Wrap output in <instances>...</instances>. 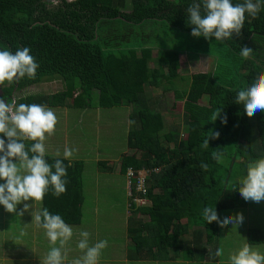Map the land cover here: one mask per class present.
I'll list each match as a JSON object with an SVG mask.
<instances>
[{"label": "trees", "instance_id": "trees-1", "mask_svg": "<svg viewBox=\"0 0 264 264\" xmlns=\"http://www.w3.org/2000/svg\"><path fill=\"white\" fill-rule=\"evenodd\" d=\"M130 2L132 10L125 13L122 10L127 0H62L52 8L44 0H0V50L15 53L27 47L39 65L35 78H17L1 85L0 98H6V103L15 99L18 104L50 108H66L71 101L70 108L83 109L91 108L93 96L97 95L96 105L102 109L133 106L127 141L133 153L122 155L120 174L126 176L131 168L158 172L148 180L150 206L138 208L129 198L127 234L133 250L127 258L130 262L180 259L202 264L210 252L217 250L211 246L221 232L218 224H208L203 219V209L215 208L222 219L224 212L240 208L239 186L232 187L247 175L249 163L264 158V112L256 113L259 141H255L250 117L242 104L234 102L238 91L264 73V0H253L260 6L257 18L246 13L240 35L234 33L223 44L214 37L207 40L191 35L186 9L193 0ZM150 22L165 24L162 29L168 40H174L175 32L189 35L197 45L193 53L213 61L211 71L191 75L187 89L175 93V102L183 103L184 135L180 130L165 132L164 115L153 110L147 92L148 88L159 89L179 79L184 52L156 41H147V46L142 47L132 44L125 52L109 51L99 39L103 23L138 26L142 30ZM242 47L252 49L250 58L240 55ZM52 78L64 82L62 91L25 96L28 88ZM18 93L22 96L18 97ZM216 132L219 139L210 138ZM205 139H209L206 149L201 147ZM22 142L26 150L34 143ZM213 152L222 154L219 163L213 159ZM45 159L49 164L57 159L63 161L68 183L66 192L59 197L49 189L41 211L47 208L68 225H80L84 162L46 154ZM202 162L208 165L207 170L201 167ZM99 166L109 168L106 162H99ZM260 232L250 229L248 242L262 244ZM218 259L211 256L213 263Z\"/></svg>", "mask_w": 264, "mask_h": 264}, {"label": "rangeland", "instance_id": "rangeland-1", "mask_svg": "<svg viewBox=\"0 0 264 264\" xmlns=\"http://www.w3.org/2000/svg\"><path fill=\"white\" fill-rule=\"evenodd\" d=\"M171 1L176 2L177 0ZM131 7L130 0H127L123 11H131ZM164 26L165 24L150 22L147 27L139 30L138 26L114 24L111 29L106 28L104 32L115 39L116 43L120 42L122 38L126 41L122 43L123 45H113L107 50H123L126 49V45L132 44H139L142 47V45L147 46V41H156L167 46H176L184 52L185 55L181 60V79L174 81L173 86L165 84L159 89H147L153 110L164 115L165 132L180 130L184 135L183 103L175 102V90L187 89L191 75L211 71L213 61L208 56L194 54L197 45L192 43L193 40L187 34L175 32L174 40H168L165 30L162 29ZM132 30L134 32H128ZM191 53L193 54L191 55ZM154 55L156 56V52ZM64 87L65 84L62 80L56 79L51 83L43 81L28 88L25 96L52 94L62 91ZM19 93L17 96L21 97L22 93ZM97 99L98 96L94 95V104L91 108H69L71 101L67 102L69 105L66 108H49L55 113L57 124L53 134H46L45 154L64 158L63 152L67 146L76 149L68 160H79L85 164L83 220L80 225L71 226L73 237L62 249V252L66 253L63 264H71L79 251L77 241L79 240L78 233L81 230L91 233L90 243L99 240L108 241V246L102 250L98 264H170L126 260L129 251L133 250L127 234L131 210L127 180L119 172L122 155L133 153L127 146L128 133L132 129L130 115L133 107L123 105L112 109H102L96 105ZM250 119L254 126L256 141L258 140L256 114ZM254 145L257 146L255 143ZM99 162L108 163L109 168L99 166ZM241 202L240 208L224 212L223 217L242 213L243 223L236 226L229 224L225 228H221L219 236L211 246L223 250V255L219 257L220 262H211V254V256H206V260L202 264H230V256L237 253L244 245L245 233L248 228H259L264 233V201L259 203L245 201L241 196ZM24 203L33 205V208L21 216L19 213L23 210ZM42 203L43 201L22 202L17 205L15 213L7 212L0 205V264H42L41 258L44 257L42 254L46 256L51 247H59V242L52 245L45 230L33 221L31 212L41 211ZM143 219L147 220V218ZM251 247L264 254V245H251ZM178 262L174 261L171 264H194L180 261V259Z\"/></svg>", "mask_w": 264, "mask_h": 264}, {"label": "clouds", "instance_id": "clouds-1", "mask_svg": "<svg viewBox=\"0 0 264 264\" xmlns=\"http://www.w3.org/2000/svg\"><path fill=\"white\" fill-rule=\"evenodd\" d=\"M260 10L258 3L244 0V3L233 4L232 0H193L187 7V23L191 26V35L203 37L223 44L231 39L233 34L240 35L244 26L246 13L252 19L257 18ZM252 49L242 47L240 55L244 59L251 57ZM39 65L30 54V49L24 47L15 53L0 50V85L6 81L12 82L17 78L36 76ZM6 98H0V205L7 212L15 213L17 205L22 202L43 201L45 194L51 189L52 194L59 197L67 188V166L62 160L49 164L45 159L46 134L55 131L57 117L55 113L40 104L17 103L15 99L6 103ZM235 103L244 106L246 115L253 117L258 111L264 112V73L247 88L237 92ZM216 120V116L213 117ZM225 124L227 120L223 121ZM219 132L210 138L219 139ZM6 138V139H5ZM31 140L34 143L26 150L22 141ZM202 148L209 147V139H205ZM29 151L33 154L29 156ZM76 151L74 148H64V158L70 159ZM59 154V153H58ZM213 159L218 163L222 159L220 152H213ZM207 170L208 165L201 163ZM54 169V170H53ZM238 190L245 201H264V158L253 161L247 166V175L232 189ZM33 205L24 203L19 215L28 212ZM36 225L45 230L52 245L59 242V247L53 246L48 251L42 264H63L66 253L62 249L73 237V228L59 214H52L47 208L39 212H31ZM208 223H216L220 228L229 224L236 226L244 221L242 213L235 216L219 217L215 208L205 207L201 213ZM77 248L82 255L74 258L71 264H98L99 258L108 246L107 240L90 243L91 233L81 230L78 233ZM210 254L220 257L223 250L218 248ZM230 264H264V254L245 243L237 253L230 256Z\"/></svg>", "mask_w": 264, "mask_h": 264}, {"label": "built area", "instance_id": "built-area-1", "mask_svg": "<svg viewBox=\"0 0 264 264\" xmlns=\"http://www.w3.org/2000/svg\"><path fill=\"white\" fill-rule=\"evenodd\" d=\"M158 172V169H141L136 171L131 168L126 173L129 198L138 208L148 207L151 205V199L148 197V180L152 173Z\"/></svg>", "mask_w": 264, "mask_h": 264}, {"label": "crops", "instance_id": "crops-1", "mask_svg": "<svg viewBox=\"0 0 264 264\" xmlns=\"http://www.w3.org/2000/svg\"><path fill=\"white\" fill-rule=\"evenodd\" d=\"M44 2L48 5V7L49 8H52V7H56L57 5H59V3L61 2V0H51V1H47V0H44ZM126 6L124 5V7H123V9L125 8ZM123 11V10H122ZM130 11H125V13H129ZM111 24V25H110ZM117 25L118 23H103V24H101V26H100V28L102 29L101 30V33L99 34V39H101V44L106 48V49H110L111 47H113V45H118L120 42L121 43H123L124 41H126L124 38H122V40L119 42V43H116V41H115V39H113L109 34H106V32H104V30L106 29V28H108V29H111L112 27V25ZM110 26V27H109ZM130 40V39H129ZM128 40V41H129ZM127 41V42H128ZM129 46L130 45H126L125 47H126V49L123 51V52H125V51H127L128 49H129ZM179 79H181V75H180V77H179ZM53 81H55V80H53ZM52 80H44V82H46V83H51V82H53ZM177 81V80H176ZM173 86V85H172ZM176 91L177 90H175V93H176ZM148 92V91H147ZM56 93V92H55ZM49 94V93H48ZM52 94H54V93H52ZM149 95V94H148ZM150 96V95H149ZM127 105V104H126ZM127 106H131V105H127ZM131 107H133V106H131ZM47 108H50V107H47ZM70 108V107H69ZM133 111H134V108H133ZM133 111H132V113H133ZM156 112H158V111H156ZM131 113V114H132ZM131 116V115H130ZM71 161V160H70ZM120 173V172H119ZM231 216V215H230ZM250 229H259V228H248L247 230H246V233H245V238H246V240H244V244L245 243H247V244H250L249 242H248V231H250ZM261 232L260 233H262V237H263V240H264V233H263V231L261 230V229H259ZM250 245H252V244H250ZM254 245H257V246H259V245H264V242L262 243V244H254ZM82 255V253H81V251L79 250L78 252H77V254H76V256L74 257V258H77V257H79V256H81ZM42 256H44L43 258H41L42 260L45 258V255L44 254H42ZM128 256V255H127ZM73 258V259H74ZM126 260L127 261H129L128 260V258H126ZM130 262V261H129ZM220 262V259H218V263ZM155 263H160V262H155ZM164 263V262H163ZM167 263H174V262H167ZM176 263H179L178 261H176ZM217 263V262H216Z\"/></svg>", "mask_w": 264, "mask_h": 264}, {"label": "water", "instance_id": "water-1", "mask_svg": "<svg viewBox=\"0 0 264 264\" xmlns=\"http://www.w3.org/2000/svg\"><path fill=\"white\" fill-rule=\"evenodd\" d=\"M47 1H51V0H47ZM0 94H3V89L1 85H0Z\"/></svg>", "mask_w": 264, "mask_h": 264}, {"label": "flooded vegetation", "instance_id": "flooded-vegetation-1", "mask_svg": "<svg viewBox=\"0 0 264 264\" xmlns=\"http://www.w3.org/2000/svg\"><path fill=\"white\" fill-rule=\"evenodd\" d=\"M72 1H73V0H72ZM60 3H62V0H61V2H60ZM60 3H59V4H60Z\"/></svg>", "mask_w": 264, "mask_h": 264}]
</instances>
